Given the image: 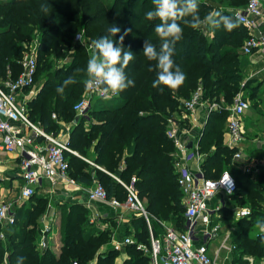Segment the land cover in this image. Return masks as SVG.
I'll use <instances>...</instances> for the list:
<instances>
[{"label": "trees", "instance_id": "obj_1", "mask_svg": "<svg viewBox=\"0 0 264 264\" xmlns=\"http://www.w3.org/2000/svg\"><path fill=\"white\" fill-rule=\"evenodd\" d=\"M245 2L242 0L241 6ZM198 4L202 18L220 6L214 0H198ZM43 5L48 6L47 12L42 10ZM153 7L152 0H0V77L19 75L26 51L22 43L31 40L33 31L38 29L41 38L36 46L37 63L43 62L45 74L37 94L28 100V112L47 130L57 132L60 120L73 122L69 143L81 156L68 153L70 175L84 184H91L96 178L109 197L122 200L125 188L113 175L125 180L135 176L147 210L160 221L173 219L175 227L183 229L185 204L177 183L175 146L166 133V120L169 115L181 112L182 100L190 97L199 85L205 97L233 101L236 93L245 88L241 85L244 75L240 62L241 47L248 33L234 16L235 7L217 9L238 21L239 26L231 32L223 27L214 31L196 30L180 21L183 37L176 43L173 59L186 79L176 88L162 86L161 92L152 86L156 71L149 70L156 62L148 61L142 54L145 40L157 47L160 43L154 31L160 21L145 18ZM112 25L121 29L114 40L130 29L123 44L135 57L125 71L135 81V87H129L109 102L96 98L88 114L74 122L73 105L86 93L84 70L89 58L87 44L74 41L75 33L83 29L86 36L95 40L108 35ZM59 57L71 60L56 65ZM68 77L76 83L67 86L63 94L57 93L56 88ZM53 112L58 120L52 118ZM88 115H93L96 121L85 126ZM227 115L225 107L210 111L200 133L199 148L205 153L202 167L207 176L232 170L238 187L230 202L251 208V215L238 219L240 228L231 233L235 245L233 262L243 263L241 258L245 254L260 260L264 253V236L250 233L258 220H264V186L256 179L264 178V172L252 176L233 162L234 149L226 147L223 141ZM82 156L104 169L92 167ZM231 164L237 168H231ZM29 200L18 208L16 223L7 230L5 240L0 239V264H16L20 256L25 257L24 264H71L74 260L81 264L115 263L120 249L105 243L111 239V229L95 228L82 203L69 204L62 211L59 249L49 245L39 250L37 240L48 197L36 192ZM221 214L223 221L234 218L231 206H224ZM133 223L135 238L125 244L130 255L121 264H151L149 253L139 246H150L146 222L138 215ZM154 223L159 233L162 225Z\"/></svg>", "mask_w": 264, "mask_h": 264}, {"label": "built area", "instance_id": "obj_2", "mask_svg": "<svg viewBox=\"0 0 264 264\" xmlns=\"http://www.w3.org/2000/svg\"><path fill=\"white\" fill-rule=\"evenodd\" d=\"M235 18L247 30L241 52L264 54V0H246L245 4L234 9ZM81 32L77 33V38ZM88 49H93L88 43ZM34 53H26L22 59V70L17 77H0V166L16 156L19 160V175L22 180L19 192L7 199L0 200V239L5 240L7 230L16 223L18 208L23 206L41 186L44 179L51 182L63 181L72 185L78 181L70 175V161L68 153L81 156L69 143L70 125H65L60 133L47 130L39 122L34 121L28 112L27 102L30 95L35 94V77L37 74V58ZM23 96V97H22ZM96 98H102L98 92L86 93L74 103L76 116L88 114ZM225 107L228 111L229 140L225 146L234 149L233 160L240 168L253 175L264 172V162L256 163L253 159H246L241 144L245 141L243 118L250 102L240 93L236 94L231 103L224 99H210L204 96V89L199 85L191 96L183 99L181 112L169 115L166 120V133L175 146L177 183L183 193L185 204V225L178 229L174 224H165L150 213L144 201L139 196L136 177L129 180L113 177L125 188V198L109 197L105 186L98 180L88 188L89 201H105L114 206H122L143 216L150 237V246L145 247L151 258V264H225L219 261V255L228 249L229 258L235 248L234 244H227L231 239L230 230H225L219 244L211 250L213 241L219 239L224 221L221 209L231 206L235 219L251 215L249 206L231 203V195L237 190L238 183L235 176L228 169L218 176H207L202 164L205 153L199 148V137L210 111ZM52 118L58 120L56 112ZM62 122V121H61ZM64 135V136H62ZM189 142L192 147L188 148ZM96 168H102L94 161L83 157ZM229 175L233 184H222L224 177ZM231 191V195L229 194ZM90 220L93 219L90 217ZM155 221L162 225L158 233ZM51 224L45 222L40 227L37 248L41 251L49 246V232ZM133 239L126 236L124 243ZM233 243V242H232ZM121 244V243H120ZM119 242L115 248H119ZM122 245V244H121ZM5 255V262L7 261ZM228 256V255H227ZM226 256V257H227ZM240 264H264L262 260L256 262L254 256H243ZM71 264H81L78 260ZM87 264H94L90 261Z\"/></svg>", "mask_w": 264, "mask_h": 264}, {"label": "clouds", "instance_id": "obj_3", "mask_svg": "<svg viewBox=\"0 0 264 264\" xmlns=\"http://www.w3.org/2000/svg\"><path fill=\"white\" fill-rule=\"evenodd\" d=\"M154 5L152 10L145 14L149 21L159 20L154 31L159 38V47L145 40L142 54L148 61L156 62L150 71H156V79L152 86L161 92L164 87L176 88L183 84L186 79L185 73L173 59L175 46L183 37V28L180 21L192 29L199 30L206 28L216 30L223 27L231 32L239 26L238 21L233 16L223 14L219 10L211 11L203 18L199 14L198 0H152ZM42 10L48 11V6L43 5ZM187 18V19H186ZM129 30H125L119 40L113 37L121 32L120 27L112 25L108 29V35L91 41L94 49L87 60V79L84 81L85 87L90 92H98L104 99L118 96L129 87H135V81L130 79L126 73L134 55L130 50H125L123 41ZM83 34L80 33L78 39L83 44ZM79 71V70H78ZM76 83L72 77L63 80L62 84L56 88V92L63 94L65 88ZM164 86V87H162ZM222 184H233L229 175L224 177ZM231 195V191H229ZM256 226L264 232V220H258ZM25 257L16 259V264H24Z\"/></svg>", "mask_w": 264, "mask_h": 264}, {"label": "crops", "instance_id": "obj_4", "mask_svg": "<svg viewBox=\"0 0 264 264\" xmlns=\"http://www.w3.org/2000/svg\"><path fill=\"white\" fill-rule=\"evenodd\" d=\"M240 66L244 75L245 84H250L246 86L243 92L249 91L247 96L252 101V105L246 110L243 118L244 128H245V141L238 146L243 151V155L246 159H253L256 163L264 162V54L260 52H253L251 54H243L241 52V62ZM40 87L35 88V94L30 95L28 100H30ZM23 97V96H22ZM226 102V101H225ZM28 108V102H27ZM62 121V122H61ZM73 124V123H72ZM61 127L60 130L65 129L63 120L59 121ZM72 125H70L71 127ZM86 126V124H85ZM228 129V119L225 122V131L223 136L224 144L229 140ZM234 163H236L233 160ZM243 163V161H240ZM236 166L240 168L238 164ZM0 167V182L8 180V186H4L5 196L9 198L15 195L17 187L21 186L22 180L19 175V160L16 156L9 158L8 162ZM94 167L92 164H90ZM258 174H253L252 176H257ZM18 178V184L15 181ZM96 178H93L91 184H84L78 182L76 185L63 182L61 180L56 182H51L44 179L41 186L37 189V194L45 195L48 197V204L45 213L41 217V226L44 223L51 224V231L49 234V245H51L55 250L59 249L61 244V223L60 217L65 206L73 203H82L88 209L89 218L91 217L93 221H98L102 224V229H111L113 241L109 243L115 248V243L120 244L119 249L122 252L125 249V244L123 242L126 235H134L135 226L133 223V217H138V214L125 209L122 206H114L105 201H89L87 198L88 188L95 182ZM15 181V183H14ZM5 198V197H4ZM5 198V199H6ZM126 213V214H124ZM128 213V214H127ZM133 215L130 218V215ZM57 228V230H56ZM60 228V230H59ZM159 233L162 231L160 227ZM56 231V232H55ZM39 240V238H38ZM37 240V241H38ZM219 239L215 240L211 244V250L218 244ZM216 243V244H215ZM118 249V248H117ZM119 253V254H120ZM118 259L122 260L124 257ZM226 256V255H225ZM232 259V254H230ZM117 261V260H116ZM228 261V262H227ZM123 262V261H122ZM224 262L227 264H232L233 259L230 260L229 254L224 258ZM225 263V264H226ZM121 264V262L119 263Z\"/></svg>", "mask_w": 264, "mask_h": 264}, {"label": "rangeland", "instance_id": "obj_5", "mask_svg": "<svg viewBox=\"0 0 264 264\" xmlns=\"http://www.w3.org/2000/svg\"><path fill=\"white\" fill-rule=\"evenodd\" d=\"M214 2L216 3V4H218V2H219V4L218 5H220L219 6V8H234L235 7V9H238L239 7H241V4H242V0H214ZM219 8H214L213 9V11H215V10H217V9H219ZM78 32H81L82 34H83V37H82V39H83V41L87 44V47H86V49H87V52H88V55L90 56L91 54H92V52L94 51V49H88V43H91V41L93 40L90 36H86L85 35V33H84V30L83 29H80V30H78ZM78 32H76L75 33V36H74V41H79V42H81L78 38H77V33ZM33 36H32V39L31 40H29V41H22L21 43L22 44H24V49L26 50H24L25 51V53H24V55L26 54V53H34L33 55H35L36 56V58H37V48H36V46H37V43L40 41V31L38 30V29H36V30H34L33 31ZM38 60V59H37ZM70 60H71V58H69V57H59V58H57V60H56V65H63V64H65V63H68V62H70ZM42 61L40 62V61H38V64H39V69H38V72H37V77H36V80H35V83H34V87L35 88H38L41 84H42V82H43V77H44V70L42 69ZM241 85H245V87L247 86H249L250 84H248V83H246L245 84V82H244V80H242V83H241ZM248 92L249 91H246V92H243V90L241 89L238 93H240L243 97H245V98H247L248 100H249V102H250V105H252V101L248 98V96H247V94H248ZM238 93H236V94H238ZM108 100H110V99H106V102H109ZM226 104H228V102L226 101ZM94 121H96V118L92 115V116H89L88 115V117H87V121H86V126H89V124H91V122H94ZM64 122V124H67V125H69V123H70V121H67V120H65V121H63ZM73 126V125H72ZM61 127H59V129H58V131L56 132V133H60L61 132ZM69 131H71V127H70V130ZM70 135V134H69ZM62 136H64V135H62ZM93 152V151H92ZM86 157V156H85ZM87 158H89V157H87ZM87 161V160H86ZM5 164V163H4ZM2 166H4V165H2ZM2 166H0V167H2ZM232 166H235V165H232L231 164V168H232ZM236 167V166H235ZM237 168V167H236ZM229 171H232V170H229ZM232 174H233V172H232ZM256 179L260 182V184H262V186H264V178H262V179H259V177L257 176L256 177ZM255 180V179H254ZM16 182H17V184H18V178H16V180H15ZM15 181H14V183H15ZM240 181V180H239ZM8 180H6V181H4V182H0V200H2V199H5L6 198V196H5V190H4V186H6L7 184H8ZM8 186V185H7ZM19 190H20V186L19 187H17L16 188V192H19ZM5 197V198H4ZM7 199V198H6ZM30 201V200H29ZM27 203V202H26ZM26 203H24V204H26ZM244 206H249V205H244ZM124 214H126V213H124ZM128 214V213H127ZM130 215V214H129ZM132 216L133 215H130V218H132ZM157 217V216H156ZM137 217H133V219H136ZM158 218V217H157ZM159 219V218H158ZM160 220V219H159ZM91 221V220H90ZM162 221V220H161ZM160 221V222H161ZM93 224H94V226H95V228H98V229H102V224H100L98 221H91ZM159 221H158V223L161 225V223H160ZM165 222V224H174V220L173 219H169V220H166V221H164ZM238 219H235V218H229V219H226L225 221H224V229H222V231H221V233H220V237H219V241H218V244H219V242H220V240L222 239V237L224 236V233H225V230H230V232L232 233V232H234L235 230H237V229H239L240 228V226L238 225ZM56 230H57V228H56ZM59 230H60V228H59ZM56 232V231H55ZM250 233L251 234H253V235H258V234H261V235H263L264 236V232H261L260 230H259V228L256 226L252 231H250ZM126 236H128V237H130V238H132V239H134L135 237H134V235H130V234H128V235H126ZM61 237H62V234H61ZM264 238V237H263ZM113 241V239H112V236H111V239L109 240V241H106L105 243L107 244L108 242L109 243H111ZM262 243L264 244V239L262 240ZM216 244V243H215ZM217 244V245H218ZM227 244H233L232 243V240L230 239L229 241H227ZM216 245V246H217ZM102 248V247H101ZM143 248V247H142ZM144 250H145V252H147L146 250V248L144 247L143 248ZM121 251V250H120ZM148 253V252H147ZM229 254V251H228V249H224L221 253H220V255H219V261L221 262V263H223V260H224V258L227 256ZM233 254V253H232ZM122 255H124L123 257V259L122 260H119L118 261V259L120 258V257H122ZM130 255V253H129V251H127L126 249H123L122 250V252L115 258V263L114 264H119L120 262L122 263V261H124V259L125 258H127L128 256ZM226 255V256H225ZM246 255H251V254H245L244 256H246ZM253 256V255H252ZM255 258V257H254ZM117 260V261H116ZM241 260L242 261H244V259H242L241 258ZM255 260H256V262L258 263V262H260L261 260H262V257H261V259L260 260H258L257 258H255ZM228 262V261H227ZM226 263V262H225ZM227 264V263H226ZM229 264V263H228ZM232 264H240V262H237V263H235V262H233Z\"/></svg>", "mask_w": 264, "mask_h": 264}, {"label": "water", "instance_id": "obj_6", "mask_svg": "<svg viewBox=\"0 0 264 264\" xmlns=\"http://www.w3.org/2000/svg\"><path fill=\"white\" fill-rule=\"evenodd\" d=\"M79 120V116H76L75 119H74V122H77ZM192 147V143L189 142L188 144V148Z\"/></svg>", "mask_w": 264, "mask_h": 264}]
</instances>
